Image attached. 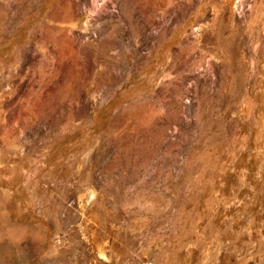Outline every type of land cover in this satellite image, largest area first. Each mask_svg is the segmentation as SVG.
<instances>
[{
	"label": "rangeland",
	"instance_id": "rangeland-1",
	"mask_svg": "<svg viewBox=\"0 0 264 264\" xmlns=\"http://www.w3.org/2000/svg\"><path fill=\"white\" fill-rule=\"evenodd\" d=\"M0 264H264V0H0Z\"/></svg>",
	"mask_w": 264,
	"mask_h": 264
}]
</instances>
